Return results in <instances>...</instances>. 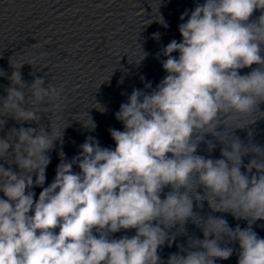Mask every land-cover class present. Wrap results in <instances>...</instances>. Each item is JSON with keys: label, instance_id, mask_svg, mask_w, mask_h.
Segmentation results:
<instances>
[{"label": "clouds", "instance_id": "clouds-1", "mask_svg": "<svg viewBox=\"0 0 264 264\" xmlns=\"http://www.w3.org/2000/svg\"><path fill=\"white\" fill-rule=\"evenodd\" d=\"M256 10L261 15L250 20ZM185 16L178 26L182 40L163 49L168 74L151 93L134 89L115 113L124 130L109 129L114 150L87 137L71 161L61 152L53 182L34 200L35 193L26 189L44 185L51 162L47 153L55 141L62 143L65 127L50 120V132L20 127L0 138V159L19 169L0 164V192L7 198H0V264H160L157 250L169 239L165 229L194 218L190 194L198 202L207 200L213 212L247 220L249 227L233 229L226 219L209 215L204 238L181 248L185 254H171L167 264L228 260L233 249L221 246L225 236L239 243L238 264H264V238L251 227L264 220V148L245 147L233 136L225 142L220 135L225 130L217 131L264 102V0H205L180 19ZM157 20L168 26L162 16ZM254 64L258 67L249 73H239ZM10 65L14 70L7 96L0 98V116L38 123L39 113L61 109L63 86L45 84L43 77L29 85L20 71L24 64ZM5 123L0 120V126ZM84 126L96 127L91 117ZM205 134L225 145L222 158L196 155ZM207 144L209 150L215 147ZM249 152L255 158L245 165L242 158ZM198 186L204 195L196 193ZM121 229L136 234L109 238Z\"/></svg>", "mask_w": 264, "mask_h": 264}]
</instances>
